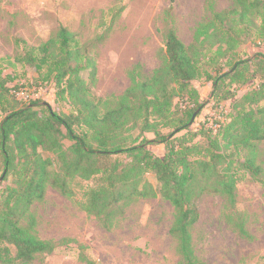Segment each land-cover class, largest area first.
I'll list each match as a JSON object with an SVG mask.
<instances>
[{
	"label": "trees",
	"instance_id": "1",
	"mask_svg": "<svg viewBox=\"0 0 264 264\" xmlns=\"http://www.w3.org/2000/svg\"><path fill=\"white\" fill-rule=\"evenodd\" d=\"M232 3L231 9L200 23L189 44L168 28L161 64L144 80L131 78L116 105L105 110L80 75L87 69L93 77L96 68L71 31L60 27L37 46L16 38L21 48L14 60L38 72L41 81L36 85L53 83L56 102L67 99L71 112L56 113L37 100L26 104L16 95L26 88L17 82L6 86L10 77L0 69L1 176L15 178L5 194L0 191V264H29L53 252L55 243L37 236L29 205L42 197L46 184L71 196V181L93 175H100L98 182L77 201L82 211L108 216L121 201L159 193L174 207L170 232L183 264H196L190 229L199 217L198 199L218 193L234 203L235 185L245 174L264 184L256 147L264 139V55L240 56L238 50L244 38L264 41V0ZM200 78L211 81L209 101L222 121L210 117L194 129L191 125L204 104L193 84ZM250 85L235 97L237 89ZM6 95L20 106L10 105ZM75 125L85 130L77 133ZM159 125L172 131L161 134ZM64 137L73 143L64 147ZM154 143H163L162 157L147 148ZM38 149L55 154L56 168ZM144 172L154 173L157 190ZM80 259L96 264L83 255Z\"/></svg>",
	"mask_w": 264,
	"mask_h": 264
},
{
	"label": "rangeland",
	"instance_id": "2",
	"mask_svg": "<svg viewBox=\"0 0 264 264\" xmlns=\"http://www.w3.org/2000/svg\"><path fill=\"white\" fill-rule=\"evenodd\" d=\"M232 4V0H0L1 75L10 77L6 86L22 83L24 94L28 93L26 104L37 100L56 113H70L67 99L56 102L53 83L36 85L41 81L38 72L14 60L21 48L16 38L37 46L60 27H66L95 65L93 77L87 69L80 72L90 93L101 99V109L112 108L130 86L131 78L144 80L161 64L168 28L189 44L200 23L209 21L215 12L231 9ZM259 40L254 36L244 38L238 46L240 56L264 55V41ZM193 84L204 103L191 125L195 129L207 118L218 120L222 115L209 101L211 81L200 78ZM252 86L237 89L235 97ZM7 98L10 105L20 106ZM230 101L223 103V111L228 110ZM74 128L77 133L85 130L81 125ZM157 129L161 134L172 131L160 125ZM138 132V127L133 130L135 135ZM141 135L154 137L153 133ZM61 141L64 147L73 143L67 137ZM256 147L264 179V139L257 141ZM147 148L157 156L164 154L163 143ZM38 151L56 168L55 154ZM1 173L0 166V191L5 194L14 186L15 178L2 179ZM99 177L77 176L71 181V196L45 185L42 197L29 205L28 217L34 220L37 236L56 246L53 252L38 255L29 264H87L81 255L96 264H183L177 240L170 232L174 207L159 193L121 201L108 216H94L79 208L77 201ZM143 177L158 189L154 173L144 172ZM197 206L199 217L190 229L196 264H264V184L245 174L235 185L234 203L218 193H204ZM26 220L23 217L21 222Z\"/></svg>",
	"mask_w": 264,
	"mask_h": 264
},
{
	"label": "built area",
	"instance_id": "3",
	"mask_svg": "<svg viewBox=\"0 0 264 264\" xmlns=\"http://www.w3.org/2000/svg\"><path fill=\"white\" fill-rule=\"evenodd\" d=\"M24 93H25V89H21V90L16 92V95L20 99H27L28 98V94L26 93V95H25ZM218 120L222 121V117H219Z\"/></svg>",
	"mask_w": 264,
	"mask_h": 264
}]
</instances>
